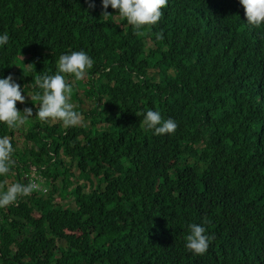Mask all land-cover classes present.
Listing matches in <instances>:
<instances>
[{
  "label": "trees",
  "instance_id": "trees-1",
  "mask_svg": "<svg viewBox=\"0 0 264 264\" xmlns=\"http://www.w3.org/2000/svg\"><path fill=\"white\" fill-rule=\"evenodd\" d=\"M94 5L0 0V78L22 95L42 94L35 77L57 74L61 55L94 62L66 76L88 100L81 125L39 121L29 96L24 125L0 123L15 161L5 190L29 165L47 189L0 208V264H264V25L239 0H168L140 35ZM148 110L176 131H146ZM191 224L214 236L203 256L186 249Z\"/></svg>",
  "mask_w": 264,
  "mask_h": 264
},
{
  "label": "clouds",
  "instance_id": "clouds-1",
  "mask_svg": "<svg viewBox=\"0 0 264 264\" xmlns=\"http://www.w3.org/2000/svg\"><path fill=\"white\" fill-rule=\"evenodd\" d=\"M88 3L90 8L95 6L94 0H88ZM101 3L105 10L101 17L107 19L112 16L106 11L111 6L122 20H126L138 34L143 35L141 29L151 31V27L160 21L163 16L162 9L167 6L168 0H101ZM239 3L244 9V16L249 25L253 27L264 25V0H239ZM157 39H163L162 34H157ZM8 40L6 33L0 35V46L7 44ZM93 63L84 51H72L59 57L57 74L35 77V84L42 90V94L38 92L28 96L32 102H39L35 113L39 121L61 122L64 128L83 123L82 114L76 111L74 104L70 102L73 88L67 82L66 76H74L76 81H81L93 67ZM26 66L34 67L32 64ZM17 102H25L20 85L11 75L0 78V123H4L8 129L19 128L33 116L31 108L19 111L16 108ZM142 123L146 131L154 130L155 135L173 134L177 128L174 120H164L158 111L152 110L146 112ZM13 152L10 137L0 138V176H6L14 167ZM34 173L39 175L36 169L29 165V169L24 172L27 184L12 183L6 190L5 183L0 182V208L12 205L20 197L30 196L34 191L39 192L38 183L34 180L28 183L29 176ZM189 230L190 234L186 236V249L194 255L203 256L214 236L206 235V229L198 224L189 225Z\"/></svg>",
  "mask_w": 264,
  "mask_h": 264
},
{
  "label": "rangeland",
  "instance_id": "rangeland-1",
  "mask_svg": "<svg viewBox=\"0 0 264 264\" xmlns=\"http://www.w3.org/2000/svg\"><path fill=\"white\" fill-rule=\"evenodd\" d=\"M68 80H69L72 84L75 83V82L73 81L74 78L68 77ZM76 92H77V97H78L79 99L82 100V103L78 104V103H77L75 100H73V99H71L70 102H72V103L74 104V107H76V105H77V106L81 107L82 109L86 110L87 107H88V100H87L85 97H83L81 89H77ZM24 96H25V102H24V103L17 102V103H20V104L23 105V110H24L25 108H29V106L26 104V101H27V97H28V95H27V96L24 95ZM22 112H23V111H22ZM22 115H23V113H22ZM22 144H23V142H22V138H18V140H17L16 143H15L16 147H21ZM65 159H66V158H65ZM70 168H71V170H72L73 172L76 171L75 168H74L72 165L70 166ZM24 172H25V171H24ZM54 182L56 183V185H58V179H55ZM81 183H83V182H81ZM47 186H48V185H47ZM55 197H56V196H55ZM57 202H59V200H58V198H55V203H57ZM59 203H60V202H59ZM65 203H66V202H65ZM60 204H62V203H60Z\"/></svg>",
  "mask_w": 264,
  "mask_h": 264
},
{
  "label": "built area",
  "instance_id": "built-area-1",
  "mask_svg": "<svg viewBox=\"0 0 264 264\" xmlns=\"http://www.w3.org/2000/svg\"><path fill=\"white\" fill-rule=\"evenodd\" d=\"M33 180L40 185V189L38 191L41 192V193H43V194L46 193L47 189L40 184L41 183V180H42V178L40 177V175L35 174V173L34 174H31L29 176V178H28V183L29 182H32Z\"/></svg>",
  "mask_w": 264,
  "mask_h": 264
}]
</instances>
